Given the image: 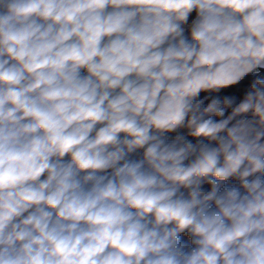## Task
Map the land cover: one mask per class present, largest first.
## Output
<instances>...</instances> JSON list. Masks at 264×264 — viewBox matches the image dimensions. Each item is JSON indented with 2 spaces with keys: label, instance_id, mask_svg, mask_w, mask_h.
I'll list each match as a JSON object with an SVG mask.
<instances>
[{
  "label": "clouds",
  "instance_id": "obj_1",
  "mask_svg": "<svg viewBox=\"0 0 264 264\" xmlns=\"http://www.w3.org/2000/svg\"><path fill=\"white\" fill-rule=\"evenodd\" d=\"M0 264H264V0H0Z\"/></svg>",
  "mask_w": 264,
  "mask_h": 264
},
{
  "label": "trees",
  "instance_id": "obj_2",
  "mask_svg": "<svg viewBox=\"0 0 264 264\" xmlns=\"http://www.w3.org/2000/svg\"><path fill=\"white\" fill-rule=\"evenodd\" d=\"M250 80H251V78H248V79H246L240 86H239V88H237V89H231V90H229L232 94H237V95H239V94H241L246 88H247V86H248V84L250 83Z\"/></svg>",
  "mask_w": 264,
  "mask_h": 264
}]
</instances>
